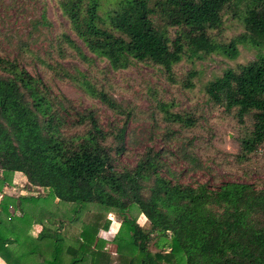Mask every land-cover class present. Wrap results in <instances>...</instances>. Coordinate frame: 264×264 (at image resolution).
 <instances>
[{"label":"trees","instance_id":"trees-1","mask_svg":"<svg viewBox=\"0 0 264 264\" xmlns=\"http://www.w3.org/2000/svg\"><path fill=\"white\" fill-rule=\"evenodd\" d=\"M59 6L85 48L111 68L141 62L183 88L193 86L197 71L190 66L178 75L181 59L234 58L238 43L250 44L252 58L225 67L202 89L209 106L236 123L237 162L264 143V0H60ZM228 12L242 31L222 41L213 30ZM57 41L59 57L75 49L64 32ZM54 71L124 119L104 128L92 108H75L18 61L0 56V257L6 264H264V182H181L161 159L168 151L151 146L132 166L117 168L134 105L116 99L103 74L100 83L76 66ZM146 96L144 112L164 142L197 124L194 110L176 109L155 85ZM182 142L180 156L200 166L191 137ZM13 172L42 192L5 193ZM131 206L148 227L126 215ZM103 210L121 215L113 251L97 235L109 224Z\"/></svg>","mask_w":264,"mask_h":264},{"label":"rangeland","instance_id":"rangeland-1","mask_svg":"<svg viewBox=\"0 0 264 264\" xmlns=\"http://www.w3.org/2000/svg\"><path fill=\"white\" fill-rule=\"evenodd\" d=\"M59 1L0 0V56L18 61L32 78L39 77L50 92L65 95L75 108H92L99 123L104 128H109L113 124H121L123 116L110 111L70 80L58 78L53 70L60 67L71 70L76 66L94 76L100 83V75L103 74L109 83L105 86L114 97L124 102L129 101L136 109L134 117L125 121V148L115 156L114 164L117 168L132 166L144 147L151 146L168 151L162 153L161 159L173 171L172 178L181 182H203L209 187H215L225 180L250 182L257 186L264 182V143L251 153L249 160L237 162L232 156L238 148L236 123L231 115L221 108L210 107L202 89L206 79L219 74L225 67L252 58L254 49L250 44L238 43V54L234 58L211 53L193 61L181 59L174 66L178 75H182L190 66L197 71L193 86L183 88L167 82L153 66L141 62L124 68H111L105 58L89 52L74 34L61 11ZM99 14L103 16L102 7ZM101 25L107 26L106 23ZM241 31L240 21L228 12L224 14L220 28L213 30V34L218 39L227 41ZM62 32L74 41L75 49L67 47L68 54L59 57L56 51L57 37L59 38ZM66 42L61 41V48L66 47ZM80 52L85 57H82ZM48 64H51L52 68ZM151 85H155L164 98H173L176 109H192L198 114L197 124L192 130H183L178 137L167 142L161 139L160 129L154 126L153 121L144 112L149 107L146 90ZM187 137L192 139V149L199 157L200 166L190 165L178 152V148L183 144L182 139ZM2 189L10 195L42 192L41 188L29 185L20 172H13L11 181L4 184ZM90 208L99 210L93 205ZM9 209L11 210V207ZM103 211L110 218L105 229L106 239L112 242L113 234L110 233L116 231L121 215L117 210ZM126 215L136 218L143 227H148V221L136 207L131 206L126 210ZM36 225L35 230L38 227ZM150 247L154 249L153 245Z\"/></svg>","mask_w":264,"mask_h":264},{"label":"crops","instance_id":"crops-1","mask_svg":"<svg viewBox=\"0 0 264 264\" xmlns=\"http://www.w3.org/2000/svg\"><path fill=\"white\" fill-rule=\"evenodd\" d=\"M3 190H5V189H3ZM6 192H8V191H6ZM9 193V192H8ZM35 226V225H34ZM36 226H38V227H36V230L40 227V225L39 224H37ZM113 230H115V229H113ZM106 231L107 230H105V229H99L98 230V233H97V235L98 236H100L101 238H103V239H105V241H103V243H104V246L103 247H105L106 249H108V250H110V251H112L113 249H114V244L111 242V241H108L107 239H106V235H105V233H106ZM110 234H114V231H113V233H110ZM109 238V237H108ZM109 247H111V248H107L108 246ZM0 264H6L5 263V261L0 257Z\"/></svg>","mask_w":264,"mask_h":264},{"label":"built area","instance_id":"built-area-1","mask_svg":"<svg viewBox=\"0 0 264 264\" xmlns=\"http://www.w3.org/2000/svg\"><path fill=\"white\" fill-rule=\"evenodd\" d=\"M108 217H109V215H108Z\"/></svg>","mask_w":264,"mask_h":264}]
</instances>
